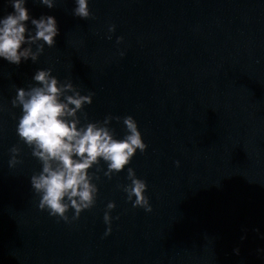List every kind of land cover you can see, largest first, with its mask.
Returning <instances> with one entry per match:
<instances>
[{
    "label": "clouds",
    "instance_id": "clouds-1",
    "mask_svg": "<svg viewBox=\"0 0 264 264\" xmlns=\"http://www.w3.org/2000/svg\"><path fill=\"white\" fill-rule=\"evenodd\" d=\"M48 8L54 7V0H39ZM25 0H12L14 12L0 19V57L11 64L19 65L23 60L31 58L33 62L44 51V44L55 46V37L59 34L57 21L53 16L31 18L35 27V34H29L26 22L30 20ZM73 15L88 19L91 15L88 0H76ZM109 31H115L111 26ZM122 37L118 38L119 43ZM43 41L32 52L30 47L21 50L22 44H34ZM123 56V53H121ZM33 80L40 86L30 87L28 90L17 88L16 97L12 100L14 107L22 108V116L17 126L19 138L32 149V155L42 164V171L31 176L33 190L40 195L39 209L49 211V215L70 223L79 218L82 211L91 209L98 193L93 179H99L96 173H89L94 165H99L102 159L107 163L104 175L111 179L113 173L124 170L132 157L139 150L144 153L147 145L142 139L136 120L132 116L123 118L126 135L123 139L114 136V130L108 127L112 119L119 121L120 117L107 116L103 122L87 123L82 127L77 112L82 105L91 104L94 93L81 95L71 82L60 83L52 75V69L38 70ZM71 92L72 95L65 96ZM66 101V102H65ZM69 105L74 107L70 108ZM66 117H72L69 120ZM12 158L9 166L14 167L20 152L18 147L10 149ZM179 166V161L176 162ZM97 172L101 171L97 168ZM127 179L130 184L123 186L133 207H141L151 212L152 207L145 195L147 184L136 177L133 168L127 169ZM74 215L69 219L66 214L69 209ZM115 208L113 202L107 205L104 221L109 228L105 235L111 232L110 211ZM118 219V217H117Z\"/></svg>",
    "mask_w": 264,
    "mask_h": 264
}]
</instances>
